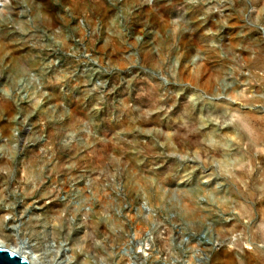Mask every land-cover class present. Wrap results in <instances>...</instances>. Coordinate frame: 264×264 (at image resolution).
<instances>
[{"label": "rangeland", "instance_id": "rangeland-1", "mask_svg": "<svg viewBox=\"0 0 264 264\" xmlns=\"http://www.w3.org/2000/svg\"><path fill=\"white\" fill-rule=\"evenodd\" d=\"M0 158L35 264H264V0H0Z\"/></svg>", "mask_w": 264, "mask_h": 264}, {"label": "bare ground", "instance_id": "bare-ground-1", "mask_svg": "<svg viewBox=\"0 0 264 264\" xmlns=\"http://www.w3.org/2000/svg\"><path fill=\"white\" fill-rule=\"evenodd\" d=\"M9 124H11V123H9ZM4 126H5L4 128H8L6 125H4ZM54 127H55V125H54ZM236 129H238V128H236ZM215 131H217V130H215ZM237 132H238V130H237ZM29 138L31 139L32 142H34V134H33V132L29 133ZM34 144L35 143H33V145H31L32 146L31 148L27 149V155H29L30 157H32L34 155L36 156L38 154V151H36V148L34 147ZM234 165H236V164H234ZM11 167H12L11 161H9V160H7L5 158H0V168H8L9 169ZM78 171H79V167H76L74 169V172H78ZM1 178H2V174L0 172V183L2 182ZM1 194H2V190L0 189V197L2 196ZM60 205L61 204L57 200H53V201H51V203L49 205H47V206L45 205L44 208L46 210H49L50 212H54V214H56L55 218L58 219V220H61V216L57 214L56 210H53L55 206H60ZM2 219H3V216H0V234H1V237H3V239H0V247L8 249V250H11L15 254H17L19 257L26 259L28 264H35V263H33L31 261L30 257L26 254V252L24 250H22L21 248H18L17 246L12 244L13 240L10 237V232L6 228L3 227ZM86 229L87 230H86L85 234L82 235L79 239H81V243H83L85 251L92 252V254L96 253L98 256L107 257L108 256L107 251L109 250V248H111L115 243H118V242H120V241H122L124 239L121 234H119V235L113 234L106 227V225H104L103 223L89 224L86 227ZM63 230L61 228L52 227V235H53V237L59 238L60 234L64 233V232H62ZM68 231H73V233L78 232V230L76 229L75 226H73L71 228H68ZM87 233H92L95 236L105 235L108 238L109 243H105V244H103V247H99L86 235ZM96 254H94V255H96ZM94 257L96 258V256H94Z\"/></svg>", "mask_w": 264, "mask_h": 264}, {"label": "water", "instance_id": "water-1", "mask_svg": "<svg viewBox=\"0 0 264 264\" xmlns=\"http://www.w3.org/2000/svg\"><path fill=\"white\" fill-rule=\"evenodd\" d=\"M0 264H28V262L11 250L0 247Z\"/></svg>", "mask_w": 264, "mask_h": 264}]
</instances>
